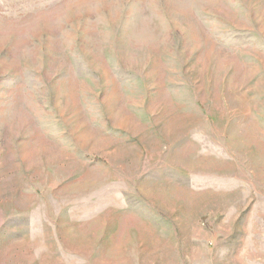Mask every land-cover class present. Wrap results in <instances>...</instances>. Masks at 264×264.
Wrapping results in <instances>:
<instances>
[{"label": "rangeland", "instance_id": "rangeland-1", "mask_svg": "<svg viewBox=\"0 0 264 264\" xmlns=\"http://www.w3.org/2000/svg\"><path fill=\"white\" fill-rule=\"evenodd\" d=\"M0 264H264V0H0Z\"/></svg>", "mask_w": 264, "mask_h": 264}]
</instances>
